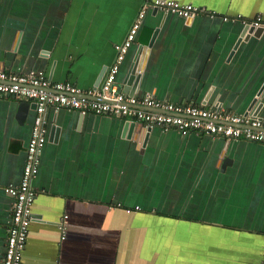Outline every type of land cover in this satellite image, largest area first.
Masks as SVG:
<instances>
[{"label": "crops", "instance_id": "0c3cea01", "mask_svg": "<svg viewBox=\"0 0 264 264\" xmlns=\"http://www.w3.org/2000/svg\"><path fill=\"white\" fill-rule=\"evenodd\" d=\"M175 1L216 15L150 9L118 88L264 122V0ZM143 3L0 0V71L101 87ZM34 117L31 102L0 95V264L13 203L5 188L21 182ZM46 121L23 264H264V143L69 109L49 108Z\"/></svg>", "mask_w": 264, "mask_h": 264}, {"label": "built area", "instance_id": "2783aa9c", "mask_svg": "<svg viewBox=\"0 0 264 264\" xmlns=\"http://www.w3.org/2000/svg\"><path fill=\"white\" fill-rule=\"evenodd\" d=\"M143 6L132 25L125 41L117 46L115 63L107 71L101 87L82 91L70 83L51 82L43 72L31 75H17L0 71V95L12 96L35 105V117L31 137L26 150V162L21 182L10 185L5 192L12 198L11 222L8 229L6 251L2 264H23V253L27 246L29 229L34 221L32 208L37 197L33 182L40 170V157L47 142L46 112L69 109L80 114L104 115L122 118L141 124L146 129L161 128L176 130L182 135L189 133L223 137L226 140L246 139L264 143V122L253 117L233 115L220 110L198 106H179L152 98L128 96L117 86V76L127 53L131 49L143 20L150 9L181 18L201 15L215 17L206 8L183 4L175 0H143ZM229 20L228 17L225 18ZM242 20L241 16L234 21ZM245 25L247 22L242 21ZM261 18L251 24L260 27ZM136 210H140L139 207ZM132 210H127L130 213ZM66 219L60 224L65 239Z\"/></svg>", "mask_w": 264, "mask_h": 264}, {"label": "water", "instance_id": "95a60500", "mask_svg": "<svg viewBox=\"0 0 264 264\" xmlns=\"http://www.w3.org/2000/svg\"><path fill=\"white\" fill-rule=\"evenodd\" d=\"M249 30V32H251V30H253V27L251 28V27H249V26H246L245 27V31H244V34H245V32H247ZM146 56V55H145ZM142 61V60H141ZM144 61V60H143ZM142 64H144V62H140V65H139V67H137V64H133L132 65V68H131V70H130V75H129V80L126 82L127 84H130L131 83V80L132 81H135V79L136 80H138L139 79V77H138V75L136 74V72H138L139 70L141 71V69H142ZM132 84H134L133 82H132ZM95 88H99V86H96ZM134 90H135V87L134 88H132V90H131V95H134ZM34 105V104H33ZM34 107H35V105H34ZM24 110H26V109H24ZM23 110V111H24Z\"/></svg>", "mask_w": 264, "mask_h": 264}]
</instances>
